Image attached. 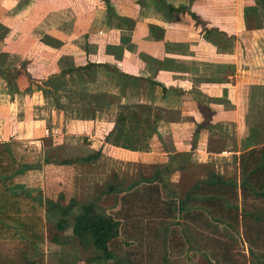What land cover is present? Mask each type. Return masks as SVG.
I'll list each match as a JSON object with an SVG mask.
<instances>
[{
    "label": "crops",
    "instance_id": "1",
    "mask_svg": "<svg viewBox=\"0 0 264 264\" xmlns=\"http://www.w3.org/2000/svg\"><path fill=\"white\" fill-rule=\"evenodd\" d=\"M164 1L190 12L171 21L158 0H0V68L21 73L12 98L0 76V142H19L42 154L39 160L29 156L38 167L14 179L51 201L44 211L55 219L50 240L46 225L52 247L46 264H61L55 252L67 251L68 245L92 246L104 261L90 235L75 228L79 217L107 213L100 204L104 198L117 196L118 204L120 193L104 190L115 176L123 187L154 177L164 198L184 199L196 182L211 177L238 183L241 153L264 145V23L259 17L258 26L248 24L255 1ZM108 6L125 21L109 23ZM191 13L206 29L223 34L226 43L215 49ZM88 63L96 65L95 80L83 91L90 119L77 120L81 109L69 107L67 94L58 92V104L52 95L45 101L40 86L51 74ZM70 75L57 78L69 83ZM95 86L100 94L96 103L90 98L91 104L87 93ZM103 93L114 103L102 101ZM128 110L158 118L149 151L107 142L116 116ZM18 111L24 113L21 122ZM54 125L58 135L50 130ZM75 148L82 150L80 157L101 151L89 163L50 162L60 151ZM70 167L82 171L74 190L62 184L68 177L55 174ZM188 253L195 257L165 252L155 264L209 259L202 251Z\"/></svg>",
    "mask_w": 264,
    "mask_h": 264
},
{
    "label": "trees",
    "instance_id": "2",
    "mask_svg": "<svg viewBox=\"0 0 264 264\" xmlns=\"http://www.w3.org/2000/svg\"><path fill=\"white\" fill-rule=\"evenodd\" d=\"M158 1L164 4L171 21L189 11L187 6L174 7ZM254 1L249 26L264 23V0ZM108 12L109 23L112 18L125 21L109 6ZM191 16L208 37L212 30L206 29L195 14ZM95 66L88 63L71 67L51 74L49 79L78 70L92 75L90 69ZM20 74L15 69L0 68L9 94L18 91L16 77ZM157 120L132 110L120 114L107 142L131 151H149L150 139L157 133ZM19 146L15 141L0 142V264H45L44 211L51 201L44 198L41 190L34 194L16 184L17 174L39 164L24 156ZM100 151L50 162L89 163L97 159ZM44 162L49 161L45 158ZM238 164V183L211 177L196 182L184 199L164 198L161 184L154 177L123 187L115 176V183L104 190L120 193L118 204L106 214L79 217L75 231L90 235L99 257L107 264H154L165 252L170 257H195L189 251H202L212 264H264V145L241 153ZM66 211L61 209L63 216Z\"/></svg>",
    "mask_w": 264,
    "mask_h": 264
},
{
    "label": "rangeland",
    "instance_id": "3",
    "mask_svg": "<svg viewBox=\"0 0 264 264\" xmlns=\"http://www.w3.org/2000/svg\"><path fill=\"white\" fill-rule=\"evenodd\" d=\"M258 9H260V8H258ZM211 30H212V33H210L208 37L205 33H202V36L203 37L206 36L205 37L206 39L211 40L213 47L215 49L220 48L219 46L224 45L226 43L225 39L223 38L224 35L221 34L219 31H216L215 29H211ZM230 41L232 42V39ZM215 44H217L218 46H216ZM90 71H93L94 73L92 75L91 74L90 75H84L82 73V71H79V70L76 72H72L73 74L70 73L71 74L70 80H72V82L69 81V83L66 80H65L66 81V83H65V81L61 80V78H55V79L53 78V79L44 80V82H41L42 83L41 84V86H42L41 87L42 88L41 93L43 94V99L46 101V99L48 97L46 95H50V96L52 95L54 97L53 100H55L56 104H58L59 98L55 99V97H57L58 92L59 93L61 92L64 95L67 94V98L70 100V101H68L70 103H67L69 105V107H71V106L78 107L79 106V108L81 109V110H78L76 113V114H78L77 116H79V117H76L74 119H77V120H88V119H90V117H89L90 116V108H89V106H86L85 103L82 101L83 100V94H84L83 91L86 88L85 84H89L90 82L95 80V77H94L95 76V67H92V69H90ZM100 88L101 87H97V86L93 87L92 92L94 94L86 92L87 94H90V95L86 94L87 96H91L88 98L90 103H91L90 98L92 99L93 103L98 102V94H100V92H99ZM26 89L31 90V87L30 88L28 87ZM30 92L31 91H29V93ZM46 93H48V94H46ZM103 94H105V95L102 98V101L105 100V103L106 102L108 103V100L110 102H113V96H111L110 94H107V93H103ZM10 96L12 98L13 95L10 94ZM71 103H73V105ZM59 105H61V104L59 103ZM83 105H84V108L82 107ZM112 106H113V104H112ZM55 107H56V105H55ZM128 111H131V110H128ZM127 113H125V114H127ZM16 114H17L16 120H18L19 122L24 120L22 118H18V117H22L24 115L23 112L18 111ZM122 114L125 115L124 112L121 113V115ZM92 115H93L92 117H95V112L94 113L92 112ZM117 116H116V118H117ZM116 118L114 121L113 129L115 128ZM29 121H30V119H28V122ZM74 121H76V120H74ZM51 128H50V130L53 133H55L57 135L59 134L60 129L58 126H55V128H52V129ZM75 142L77 144V141H75ZM73 145L75 146L74 143H73ZM19 148H20V152L23 153L24 156L34 157L36 160L40 159L39 155L42 156V154H39V151L34 149L33 146H26V147L19 146ZM59 153L60 154H58V156H55L56 159L57 158L66 159L65 156H67L68 159H73L76 157H80L78 155L82 154V150H80V149L78 150V148H75L74 150H68L67 154H65L64 152H61V151ZM70 153H72V155H70ZM61 155H64V156H61ZM70 156L72 158H70ZM72 167L75 168L77 166L74 165ZM74 168L73 169H71V167L65 168L64 172H55L56 176L59 175L60 178L61 177H63V178L68 177L67 182L65 180H64V183L62 182V184H65L64 186L67 188V190L68 189L74 190L76 188L77 184H79L78 179H79V176L82 174V171L80 170L79 167L76 169H74ZM75 176L77 177L76 179L73 178ZM111 178L112 177H110V179ZM29 181L32 183L34 181L33 177L29 178ZM32 190L36 192V191H38V188L34 187ZM116 197L117 196L104 198L103 201L101 200L100 204L104 207V209H106L108 211L110 208L114 207V205L115 206L117 205V203H115L116 202L115 199H117ZM63 203H64V201H63ZM44 221H46L45 228L47 225L48 238L50 240V237L54 233V230H52L51 228H54L53 226L55 225V219L50 214L46 213L44 215ZM49 244H50V242H46V240L42 244V247L44 249V255H45V264H46V258L47 257L49 258L50 254H51L50 249H52V247L50 248ZM55 255L58 256V259H59V261H61V264H107L106 261L105 262L101 261L98 258V256H97L98 254L93 252L92 246H85L84 245L81 248L77 245H68L67 251L64 250L61 252H55ZM61 255H62V258H61ZM167 262H168V259H167ZM167 262L165 264H212L209 259H207V261L205 259H202V260L200 259L196 262H194V261L192 262L191 260L186 261L184 258H181L180 260H172L170 263L169 262L167 263ZM161 264H162V262H161Z\"/></svg>",
    "mask_w": 264,
    "mask_h": 264
}]
</instances>
